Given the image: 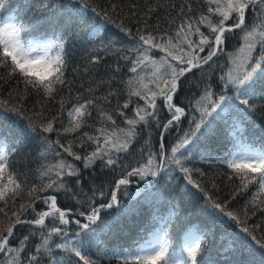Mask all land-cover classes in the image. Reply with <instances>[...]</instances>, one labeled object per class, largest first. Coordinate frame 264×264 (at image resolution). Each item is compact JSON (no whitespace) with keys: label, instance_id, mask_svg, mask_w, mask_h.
<instances>
[{"label":"snow or ice","instance_id":"snow-or-ice-1","mask_svg":"<svg viewBox=\"0 0 264 264\" xmlns=\"http://www.w3.org/2000/svg\"><path fill=\"white\" fill-rule=\"evenodd\" d=\"M9 2L0 0V10ZM194 2L143 0L142 9L133 3L122 16L115 4L98 10L92 0H34L27 21L0 18V122L10 121L19 132L15 147L0 134V264H99L104 254L93 260L89 254L93 243L99 247V235L131 214L118 194H127L134 177L145 180L169 171L165 165H174L182 174L184 195L203 194L200 212L211 218L213 227L191 229L177 258L170 251L171 217L160 218V229L120 253L121 264H205L199 257L216 239L233 256L226 264H256L236 258L249 250L257 251L264 264V229L249 224L257 213L264 215V145L257 148L241 138L246 118L258 107L264 111V104L255 103L264 101V0H199L203 8L199 13ZM89 11L112 28L98 27L100 21L92 20ZM41 26L46 29L43 39L33 36ZM237 30L241 44L228 52L225 44ZM69 39L89 46L87 64L72 67L73 79L68 77ZM109 55L114 62L110 70L119 74L124 66L127 78L113 75L102 81L108 85L104 95H95L91 87L87 97L74 92L75 76L87 73L89 65L106 63ZM220 56L227 57V66L218 64ZM196 73L201 74L197 91L183 96L184 86ZM113 82L124 86L123 103ZM5 84L11 85L6 97ZM32 95L37 99L29 109L26 101ZM114 97L115 107L105 108ZM161 106L167 113L163 120ZM94 111L95 122H90ZM221 124L226 131L231 129L235 141L234 151L227 152L222 163L229 170L228 180L234 179L236 185L223 200L193 179L205 173L191 166L210 156ZM152 128L159 132L155 151L150 146ZM177 130L182 134L166 146V136ZM141 133L146 137L139 150L144 162L125 165ZM26 141L38 149L39 164L31 174L16 169L11 159ZM98 161L114 175L111 191L90 187L89 196L83 190L82 172L94 170ZM250 187L255 190L247 203L239 210L230 207ZM58 196L84 199L80 207H61ZM113 209H118L116 216L103 221L102 214ZM70 225L78 228L71 234L75 239L69 236ZM216 226L222 229L219 237Z\"/></svg>","mask_w":264,"mask_h":264},{"label":"trees","instance_id":"trees-1","mask_svg":"<svg viewBox=\"0 0 264 264\" xmlns=\"http://www.w3.org/2000/svg\"><path fill=\"white\" fill-rule=\"evenodd\" d=\"M47 2V0H46ZM165 2V0H162ZM175 3H181L182 0H172ZM34 3V0H10L9 5L5 7V9L0 10V16L13 14L17 17V20L27 21L32 17V12L29 10L30 5ZM93 6L97 7L98 10L102 8H109L111 4H115L118 6V10L120 14L123 16L129 12V5L135 3L143 8V0H92ZM193 7L197 13L203 10L202 6L199 3V0H195L193 3ZM92 14L89 12L88 16ZM113 18H116V15L113 13ZM170 18L174 17L175 13L170 12ZM100 18V17H99ZM102 19V18H100ZM130 20H125V24H129ZM108 25V26H107ZM106 28H112L111 24H107ZM161 28H164L165 21L162 19ZM115 31V29H112ZM239 37V30L228 39L225 44V50L228 52L235 51L241 44ZM70 41V39L68 40ZM89 47L88 45H83L82 47H76V45L71 42L67 52L69 53L70 59V67L68 77L69 79H73L72 67L80 66L81 69L84 65L87 64V53L85 48ZM106 63H101L100 65H89V71L87 73L80 72L75 76L76 84L74 85V92H79L82 97H87L89 93L86 91L88 88H93L95 95H104L103 87H107V84L101 83L102 81L108 80L111 76L116 75L118 80L126 79L128 76L126 67L122 66V70L119 74L114 73L110 70L109 65H113V58L109 55ZM218 64L227 66V57L220 56L218 58ZM215 67V65H213ZM207 70V66L205 67ZM219 73H213V75H218ZM201 74L196 73V76L188 81V83L184 86L182 95L187 97L191 96L197 90L195 88V84L198 82V78ZM82 85V86H81ZM10 84H5L3 89V95L7 96L8 88ZM113 88L117 90L119 102L123 103L126 98V93L124 91V86L113 82ZM261 86L258 85V88ZM108 91V88L106 92ZM231 94V93H229ZM257 96H259V91L257 92ZM37 97L32 95L26 101L29 109L32 108L36 101ZM74 101V98H73ZM71 102L67 104V107ZM117 103V99L112 98V103L110 105H105V108H114ZM255 103L259 106L264 104V101L260 99H256ZM55 111V109H53ZM128 114L131 115V108L128 110ZM161 119L163 120L167 113L163 111L161 106L160 112ZM96 112H93V116L90 122H95ZM246 119H250L252 124H256L257 128L260 131H264V111H261L258 107L256 113L251 114ZM66 122V121H65ZM117 124L120 126H124L119 118H117ZM98 126V125H97ZM182 127H186L183 125ZM0 128L3 129V135L5 133L11 132V137L13 140V144L10 143L9 147H15L14 141L19 139V132L15 129L14 126L11 125V122L8 120H4L0 122ZM139 131V129H138ZM231 129L226 131V125L221 124L220 130L217 138H214L210 148V156H205L196 160L194 165H191L197 169L202 170L205 175L200 177L198 175H194L193 179H195L198 183L201 184V187H205L208 189V194L212 195L214 198H219L221 200L228 197L229 192L232 188L235 187L236 181L228 180V172L229 170L222 163V160L227 152L231 151L233 138L229 134ZM182 133L177 131L170 132L169 135L166 136V146L168 143L172 142L175 137L181 135ZM149 135L151 136V147L153 151L158 147L157 137L159 132L157 129L152 128L149 130ZM7 138V137H6ZM144 133H141V137L137 140L136 143L132 145L130 148V155H128L124 163L125 165L136 166L137 162L143 163V159L141 158L140 149L144 147ZM10 142V140L7 138ZM37 147L31 141H26L19 150H17L15 156L11 157V159L15 162L14 167L16 169H20L21 171L27 170L30 174L32 170L38 167L39 161L37 159ZM146 155V153H145ZM79 164V162H76ZM170 170L167 172H161L159 177H148L145 180H140L138 177H134L133 183L127 186L126 192L127 194H118L120 203L122 206L128 207L131 210L130 215H125L121 218L120 223L114 225L112 231L101 233L99 235V240L101 243L99 247H96L93 243V246L90 251V255L93 260L97 259L98 253H103V259L99 261V264H121L122 257L120 255L121 252L125 250L131 251L135 246L132 243L134 237L132 234L142 233L144 230L141 222L143 219L150 218L152 220L156 218H161L167 212L165 205L170 203L171 210H177L172 218L173 224L180 229L179 236L186 234L191 228L200 227L203 230H208L213 227L211 218L205 216L200 212L201 206L204 204V198L202 193H197L196 197H192L190 195H184L185 183L186 181L182 179V174L178 173L175 170V166H168ZM83 177V190L89 196L91 195L90 187H101L107 193L111 191L112 181L114 179V175L107 169H104L100 166L99 161L97 162V166L94 170H84L82 172ZM115 175H119V171ZM157 178V179H156ZM155 179V180H154ZM156 181V182H155ZM213 184L216 187H213ZM188 187H191L190 185ZM176 189V190H174ZM75 190V189H73ZM254 187H250L247 192L242 193L237 196L236 199L232 202L230 207L239 210L243 207L248 199L251 197ZM195 191V189H193ZM139 194V197L136 195ZM83 197H78L77 201H73L70 199H64L58 196V203L61 207H80L79 201H82ZM39 209V205H37ZM118 209H113L109 214H102L103 221H111L112 217L116 216ZM155 217V218H154ZM82 219V218H81ZM83 222V220H82ZM255 223L260 225L262 229H264V215L257 213V216L253 218V220L249 221V224ZM74 231H78V228L75 225L69 226V236L72 239L71 234ZM222 229L219 226L215 227V232L217 237L220 236ZM23 234H26V231ZM258 236L260 235V230H257L256 233ZM214 248L218 250H222L220 247V240L216 239L209 243L208 248L205 250L204 255H208L210 252L214 250ZM242 261H247L253 259L256 261V264H260V256L259 253L255 250L245 251L242 254H238L236 257ZM82 264V263H81Z\"/></svg>","mask_w":264,"mask_h":264},{"label":"rangeland","instance_id":"rangeland-1","mask_svg":"<svg viewBox=\"0 0 264 264\" xmlns=\"http://www.w3.org/2000/svg\"><path fill=\"white\" fill-rule=\"evenodd\" d=\"M108 86L107 87H103V92L106 94V90H107ZM20 170V169H19ZM21 171V170H20ZM33 171V170H32ZM177 258H180L181 257V254H179V252H175Z\"/></svg>","mask_w":264,"mask_h":264},{"label":"bare ground","instance_id":"bare-ground-1","mask_svg":"<svg viewBox=\"0 0 264 264\" xmlns=\"http://www.w3.org/2000/svg\"><path fill=\"white\" fill-rule=\"evenodd\" d=\"M191 229H193V228H191ZM191 229H190V230H191ZM190 230H189V231H190ZM189 231H187V232H189Z\"/></svg>","mask_w":264,"mask_h":264}]
</instances>
